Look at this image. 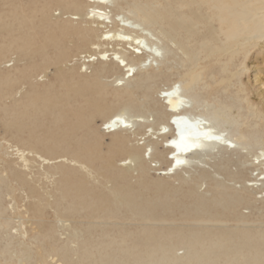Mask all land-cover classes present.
Masks as SVG:
<instances>
[{
    "label": "bare ground",
    "instance_id": "6f19581e",
    "mask_svg": "<svg viewBox=\"0 0 264 264\" xmlns=\"http://www.w3.org/2000/svg\"><path fill=\"white\" fill-rule=\"evenodd\" d=\"M262 37L264 0L0 3V64L12 60L5 61L12 51L25 62L14 70H0V118L7 116L3 121H11L8 129L23 144L2 142L6 150L0 154V197H11L8 186L16 181L36 200L26 210L33 212L29 222L53 207L68 230L67 239L58 242L55 228L42 221L38 236L26 231L17 240L4 238L3 259L18 264L10 253L14 249L25 264L37 249L68 264H264V227L253 229L254 220L237 211L252 201L264 203V115L247 99V88L229 93L242 74L233 61L241 57L236 65H243L252 41ZM50 47L56 48L54 57L47 55ZM63 60L70 68H59L57 85L30 82L25 102L11 109L3 106L17 85L38 77V70L45 73L46 64ZM157 79L164 86L156 89L155 97L148 91ZM251 115L260 120L251 122ZM94 116L102 117L99 130L114 136L106 153L100 139L89 138L97 132ZM171 118L176 132L168 140L165 130ZM154 125L150 133L147 128ZM43 126L46 132L37 134ZM211 157L219 158L214 174L204 166ZM85 161L103 169L112 185L91 183L95 171ZM249 161L258 172L247 177ZM37 162L43 169L35 178ZM198 169L202 178L196 181L202 183L189 187L193 176L184 173ZM152 171L159 176L150 178ZM129 173L137 179L135 186L125 181ZM44 178H55L51 190L36 185ZM172 179L188 186L184 194L177 193ZM207 179L212 186L202 192ZM6 208L0 199L4 232L12 224ZM166 215L214 225L158 226L155 222ZM229 217L241 226L221 225ZM128 221L147 223L136 230ZM41 263L46 261L41 258Z\"/></svg>",
    "mask_w": 264,
    "mask_h": 264
},
{
    "label": "rangeland",
    "instance_id": "374dc122",
    "mask_svg": "<svg viewBox=\"0 0 264 264\" xmlns=\"http://www.w3.org/2000/svg\"><path fill=\"white\" fill-rule=\"evenodd\" d=\"M8 1L9 0H0V3L4 4V3L8 2ZM113 10H115V9H113ZM59 11L60 10L56 11L55 14L57 15L59 13ZM168 42H169V45L171 44L170 46L175 49L176 42L171 40V39H169ZM252 42H253V48L247 53L248 55H246L245 63L243 65H240L239 67H238V65H236V64H239L237 61H239V59H241V57H238V58H236V60L233 61V66L232 67L233 68L236 67L237 69L240 68L242 74H241V77L238 80V82H237L236 79H234L235 85H233L232 87L229 88V93L230 94H235L237 89L239 88V86L243 87L245 89L247 88L245 90V94H247V99L253 105L254 108H257L258 111H260L261 114L264 115V37H262V38H260V39H258L256 41H252ZM53 48L54 47H50L48 49V51H47V55L50 56V57H54L53 54L54 53L56 54V50H55L56 48H54V49ZM10 53L8 54V56L5 59V61L11 60V59L12 60L7 62L6 64H0V70H4V69L14 70L16 67H20V66H22L25 63L23 61H20V59H21L20 53H16L15 51H12ZM178 53L181 55V51H179ZM37 59H39V58H37ZM64 62H65V60L60 61L58 63H48V64H46V66L48 68L45 71V73H41L42 70H38L39 72L37 71V73H36L38 77H36V78L35 77L34 78H28L29 80L27 79L26 81H24L23 84L17 85V87H15L14 91L11 93V96L8 95L9 98L7 96V98L5 97L6 99H3V104H4L3 106H5L6 108L8 107V108L11 109L12 107H14L16 102H18V103L25 102V100H27V95L26 94H28L29 89H30V82H33L32 84L39 85V86L41 84H43V83H45V84L55 83V85H57L58 82L56 81V75L58 73L59 68L62 69V70H65L66 68H70L69 63H66V62L64 63ZM76 63H80V62L79 61L71 62V64H73L74 67H79V64H76ZM66 64H68V65H66ZM85 68H86L85 66L82 68L83 72H85ZM177 69L178 70H174L173 72L177 73L178 71H180L181 68L179 67ZM91 70L92 69L89 68L87 70V73H89ZM173 72H171V73H173ZM39 74H40V76H39ZM170 77L171 78H175L176 74H173V75L171 74ZM153 84L154 85L152 86V89L150 91H148V93L151 96H155L156 97L157 96L156 89L159 88V87H163L164 83L161 82V79H157V81L154 82ZM137 93H138V95H141V91H138ZM222 93L224 94V92H222ZM222 93L219 94L220 98L224 96ZM5 101H6V103H5ZM0 115H1V113H0ZM32 116H34V118H35V116H36L35 112H33ZM6 117L7 116L5 115V116L0 118V154H2L6 150L5 147H4L5 145L2 143L4 139H7V140H9L12 143L14 141H16V142H14V144L19 143V142H17L18 141L17 138H14V136L12 135V132L8 129V125H11V123H10L11 121L8 122V123H6V121H3L4 118H6ZM248 117H249V120L251 122L257 121L259 119V118H256L254 115H251V116H248ZM172 120H173V122H171V123H172V125H173V127L175 129H173L172 125H171L170 128L165 130V132L169 135L168 140L171 139L172 136L176 132V126H174L175 125L174 118H171L170 121H172ZM47 121H49V120L47 119ZM261 122H263V121H261ZM101 123H102V117L101 116H94V118H93V127L95 129H97V132H96L95 136H93V135L91 136L90 135L89 138L92 139V138L97 137L98 139H100L99 140L100 144H101L100 145V149H101V151L103 153H106L108 151L109 145L112 142V139H113L114 136L111 135V134H108L107 133L108 130H106L105 132L104 131H100L99 127H101L100 126ZM49 124H50V122H49ZM155 127H156V125H154L153 127H148L147 129L151 133L152 130L155 129ZM41 131L46 132V127H44V126H43V128L42 127H38V133L37 134L40 133V135H41L43 133ZM18 145L19 146H23V144L21 142ZM165 145H168V141L165 142ZM159 146H160L159 148L162 149L161 148V140H159ZM156 148L157 147L154 146L155 150H156ZM214 151L217 153L218 149H214ZM219 152L221 153L222 151L219 150ZM255 152H257V149H256V151H255V149L252 151V153H251L252 157H251V154H250V156H249V158L251 157L250 160L253 158ZM68 156L71 157L72 154H69ZM169 157H170V155H169ZM217 160H214V157L213 158L211 157L207 161V163L205 162L204 163L205 165L204 164L203 165L204 166L207 165L205 167L206 170H209L212 174H214V163ZM86 165H88L89 168L93 170V173L95 171L94 177H96V178L95 179L91 178L90 179L91 183H93L95 186H99V187L100 186L101 187L102 186H104V187L107 186V184H108L107 181H108V179H110L108 174H106L103 171V169H101L97 165H94V164H90L89 165V162H86ZM161 165H163V166L166 165V161L164 159L161 160ZM0 166L4 167V164L1 163ZM232 166L233 165H231V164L229 165L230 169H231ZM39 168L43 169L42 166L39 167V163L37 162L35 164V167L33 168V173L34 174L32 173V175H36L37 177H35V176H33V177H35V178L39 177L38 174H35ZM233 169H236L235 166H233ZM247 170H249V173H248ZM253 170H254V167H253V164L251 163V161L246 163L245 174H246L247 177H249L252 173L256 174L258 172V171H253ZM184 175H186V177L191 176V175L193 176L192 179L189 181V184L187 183L188 186L190 185L189 187L194 186L195 182L198 183L197 184L198 187H199V185H201L202 182L196 181L197 178L198 179L202 178L201 177V169H198V170H196V171H194L192 173H184ZM158 176L159 175H156L155 173H153V171L149 175L150 178L151 177L156 178ZM54 179L55 178L40 179V182H38L36 185L40 186V188L42 186H46V187L49 186L48 189L51 190L53 188L52 186H54V183H53ZM92 179H94V180H92ZM125 181L128 184H131L133 186H135L137 184V179L136 178H134V180L131 179V173H129V175L126 176ZM205 181L206 182H204V180H203V186H201V188H200V190L202 192H205L204 189L206 187H207V189H206V191H207V190L210 189L208 187L212 186V184L209 183V181L210 182L212 181L211 179H209V180L207 179ZM171 182L175 183L176 187H178L176 189L178 194H184V192H186L188 186L186 184L183 185L181 180L172 179ZM207 184H209V185H207ZM242 184H243L242 182H238L237 186H240ZM111 185H112V183L108 184V187H110ZM185 186H187V187H185ZM9 188H11V190H12V191L10 190L12 192L11 193V197L10 196L6 197L5 194H4L3 198L0 197V199H1V201H3L4 205L8 208V210H6L8 212L4 213L5 216L6 217L12 216V218H11V223L12 224L8 228L7 232H4V230L3 231L0 230V242H1L0 243V250H1L2 246H4V244L6 242L5 240L10 239V237H13V240H17V239L22 237L21 235L24 236L26 231H28L29 234H32L33 237L38 236V234H39L38 233L39 226L37 224L38 223L40 224V222H42V221H44V223L46 222L45 224L52 225L55 228L53 231L55 232L56 236L58 238H60L58 240V242L62 243L64 240L67 239L68 230H66V226H63L62 223H60V221L57 219L55 208H53V207L52 208L51 207L47 208L46 207L44 209V212H43V214H44L43 217L38 215V216H36V218L33 219V222H29V219H32L33 212H31V211L28 212L26 210H27L28 205L32 204L36 200L34 201V198L30 197L28 195L29 194L28 192H26V191H24L22 189H19L21 187L19 186L18 182H16V181L13 182V180H11V182H10V184L8 186V189ZM3 190H5V189H3ZM0 191H1V189H0ZM212 193H214V192L212 191ZM51 200H53V198ZM237 211L241 213L242 217H243V215H244V217L247 216L248 218L245 217V219H248V221H249V219L252 220V221L254 220L253 221V224H254L253 225V229H260L261 226L264 227V212H263L264 211V203L262 204L260 201H252L248 205L241 206L239 208V210L237 208ZM176 212L177 211L175 210V214L174 215H176L178 213V212L177 213ZM238 212H237V214H240ZM170 215L174 216L173 213L170 214ZM170 215L169 216L166 215L167 216L166 218L164 217L166 219V220L164 219L165 221L164 220H160V221H157L155 223L158 226L164 225V226H172V227H182V226H185L187 224H198V223L205 224V225L207 224V225H210V226L214 225V222H205V221L199 222V221H195V220H192V219L190 221L189 219H185V217H182V216H176V217H174V220H171L170 218H172V216H170ZM231 220H233V221H231ZM71 222H72V224L74 223V221H71ZM146 223L147 222H141V221H131V222L128 221V222H126V224L128 225V227L130 229H131V226H132V229H136L137 228L136 230H139L140 228H142V226H144V224H146ZM153 224H154V222H153ZM218 224H220V222ZM235 224L241 226L240 225L241 222L239 224V222H237V220H235L234 217L225 218L223 223H221V225H224L226 227H228V226L232 227ZM242 224H244V223H242ZM259 225H260V227H259ZM23 232H24V234H22ZM2 233H3V235H1ZM4 238H6V239L4 240ZM25 239H26V241H33L34 240L33 238H32V240H30L29 238H26V237H25ZM21 240H24V239H21ZM18 245L19 244H17L16 247H19ZM19 248H21V247H19ZM34 252H35L34 253L35 257H33L32 260H30V261H24L23 260L25 264H42L41 263V258H43V260L46 261V264H68V263H66L65 260H62L65 263L64 262H56V260H57L56 258H55V260H52V256H48V254H45V252H43V250L42 251L41 250L37 251V249H36ZM10 253L11 254L13 253L12 254L13 261L17 262L18 264H21V262L17 259V258H19L17 256L18 255L17 251L12 249L10 251ZM178 253L182 254L183 250L182 249L178 250ZM45 257H46V259H45ZM0 259H1L0 260L1 264H8L3 259V257L1 255H0Z\"/></svg>",
    "mask_w": 264,
    "mask_h": 264
}]
</instances>
